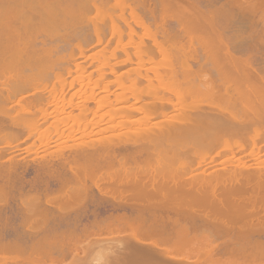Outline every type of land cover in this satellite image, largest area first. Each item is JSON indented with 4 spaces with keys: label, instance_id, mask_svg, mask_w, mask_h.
I'll return each mask as SVG.
<instances>
[{
    "label": "bare ground",
    "instance_id": "1",
    "mask_svg": "<svg viewBox=\"0 0 264 264\" xmlns=\"http://www.w3.org/2000/svg\"><path fill=\"white\" fill-rule=\"evenodd\" d=\"M111 1L123 22L96 0H0V191L11 188V177H20V203L10 213L29 239H6L11 230L0 225V254L13 253H3L0 264L42 263L94 244L104 250L114 239L124 247L118 243L114 250L120 252L112 250L110 257L106 247L107 264H133L136 255L148 264H196L191 254L198 252L215 256L211 264H264V0ZM72 2L79 12L84 4L83 13L98 7L110 25L83 16L94 33L88 26L83 37L80 27L83 42L68 45L69 52L66 43L77 29L62 51L55 33L45 36L41 25L56 11L69 15ZM140 8L150 13L155 30L146 26ZM158 11L162 21L176 18L183 26L173 31L158 23ZM226 14L246 16L249 32L228 27L221 19ZM107 28L118 36L112 57L127 54L110 71L115 79L102 53L111 41L109 35L104 44ZM142 36L152 41L146 44ZM91 38L105 45L96 79L77 62L78 54L92 56L85 47ZM156 55L166 70L148 67L155 75L144 73ZM130 63L133 70L121 73L119 67ZM12 68L15 76L6 72ZM76 83L82 88L72 91ZM77 119L84 122L70 124ZM59 144L54 155L43 154ZM32 147L37 157L21 156ZM74 208L92 218L83 224L84 214ZM5 211L0 206V220L12 215L3 216ZM187 252L191 258L181 256Z\"/></svg>",
    "mask_w": 264,
    "mask_h": 264
},
{
    "label": "rangeland",
    "instance_id": "2",
    "mask_svg": "<svg viewBox=\"0 0 264 264\" xmlns=\"http://www.w3.org/2000/svg\"><path fill=\"white\" fill-rule=\"evenodd\" d=\"M84 1H86V0H84ZM99 1V0H98ZM98 1L96 0V2H97V4H98ZM102 1V0H101ZM101 1H99V3L101 2ZM115 0H113V1H111V2H114ZM123 1H125V4H126V2L128 3V5L129 4H131L134 0H123ZM83 2V1H82ZM110 3V0H108V1H106V0H104L103 1V3H100V4H104V3ZM118 1H116V2H114V3H117ZM89 3V2H88ZM92 3V2H91ZM91 3H89V4H91ZM109 3H108V5H106V6H108L107 8H105L106 6L105 5H103V6H100L99 4H98V6L102 9V7H103V10H104V8H105V10H104V12H108L109 11V14L107 13V15H110L109 17H113L114 15H115V13L116 14H118V12H121V11H119V10H117V9H119V8H117L118 6H116V8H114V6H109ZM119 3H121L120 1H119ZM124 3V2H123ZM122 3V4H123ZM72 4V10H70V13H69V15L67 14V12H65V14H62V13H58V11H56V13H55V15L54 16H52V17H49V19L47 18V21H46V23H45V20H44V22H42V24L43 23H45L46 24V27H49V29L48 28H46L45 27V25H41V26H44L43 27V29L45 30L44 32H45V36H46V34L47 33H49L50 34V32H53V33H55V34H53V33H51V34H53L52 36H54L55 37V39H54V37H52L53 39H54V42L55 43H57V44H61L60 46V48H62V44L64 45L66 42L65 41H69V39H70V37H71V34H73V31L72 30H74L75 31V33H76V35L74 34V36L71 38V40L72 41H70V44H68L69 42H67L66 43V45H67V47H66V49H68V51L70 52V47L68 46V45H71V44H75V43H78L79 41H82L83 42V39L81 38L86 32V30H88V29H86V30H84L85 28H87L88 26L90 27V25H91V23H88L87 24V27L85 26V25H83V24H85L86 23V20H84L83 19V16H88V19H89V17L90 18H92V19H94V24H97V23H99V25L100 24H102V22H99L98 21V19L101 21V19L102 18H100V16L102 15L103 16V11L102 12H100L99 10V12L100 13H103V14H101V15H98V12H97V10L96 9H98V7L96 8V6H95V8L92 6V8L91 9H89V8H87L88 9V11L89 12H82L81 11V9L83 8V11H87L86 10V7H84V4H82V3H80V5L81 6H83L82 8L80 7V5H78L79 7L78 8H80V12H82L81 13V15H79V9H77V5L74 3V2H72L71 3ZM127 5V4H126ZM125 5V6H126ZM127 5V6H128ZM90 6V5H89ZM89 6H87V7H89ZM119 6H120V4H119ZM111 7H113V8H111ZM84 8H85V10H84ZM99 8V9H100ZM126 8H128V7H126ZM115 9H116V11L117 12H115ZM73 10H75L74 12H73ZM127 9H125V16H126V18H130V19H127L128 21L129 20H131V21H129L130 23L132 22V23H135L134 22V20L132 19V15H131V11L128 9L127 11H126ZM158 10H159V8H158ZM168 11H171V10H169V9H167ZM173 10V9H172ZM71 11L75 14V12L77 11V12H79V13H77V15L75 14V16L74 15H72L73 16V19H71V21L70 20H63V18L65 19V15L67 14L68 16H69V18H67V19H70V14H73V13H71ZM60 12V11H59ZM69 12V11H68ZM111 12V13H110ZM137 12L140 14V16L142 17V18H144L145 20V22L147 23L146 24V26L148 25L149 26V28H151L152 30L154 29L155 30V24H154V20H153V18L152 17H150V13L149 12H146L145 10H144V8H140L139 10H137ZM173 12V11H172ZM171 12V13H172ZM64 13V12H63ZM156 13H158V14H156V21L158 20V23H163V21H164V18H163V21H162V19H160L161 18V16L159 15V14H161V12L160 11H158V12H156ZM167 13V12H166ZM170 13V12H169ZM168 13V14H169ZM171 13H170V16H168V17H171ZM84 14V15H83ZM106 14V13H105ZM111 14H114V15H111ZM38 15H39V13H38V11H36V12H34V16L36 17V18H38ZM67 15H66V17H67ZM158 15V16H157ZM166 15V14H165ZM225 15V14H224ZM227 15V14H226ZM64 16V17H63ZM71 16V17H72ZM99 16V17H98ZM104 16H106V15H104ZM103 16V17H104ZM117 16V18L119 17V15H115V17ZM160 16V18H158ZM173 16V15H172ZM109 17H107L106 16V18L108 19ZM115 17H113V18H115ZM232 17V16H231ZM231 17L229 16V14L227 15V16H223L222 15V17H221V19L225 22V24L226 25H228V27H231V28H234V29H236V28H240L241 27V29H240V32L242 33L243 31L246 33V28H248L249 26H247V25H250V22H248L249 20H247L248 18L246 17V16H242V15H238L237 17H232V19H231ZM84 18H86V17H84ZM117 18H115V19H117ZM167 18V16L165 17V19ZM87 19V18H86ZM92 19H91V21H92ZM103 19H105V17L103 18ZM102 19V20H103ZM106 19V20H107ZM119 19V18H118ZM176 19V18H175ZM174 18H168L167 20H165L164 22L165 23H163V24H165L167 27H169L171 30H176V29H178V31L180 30L179 28L181 27V26H183L182 24H180L177 20H175ZM0 20H1V18H0ZM4 20V19H3ZM73 20V21H72ZM75 20V21H74ZM120 21H122L123 22V20H121V19H119ZM118 20V21H119ZM133 20V21H132ZM20 21V20H19ZM82 21H85V23H83ZM88 21V20H87ZM90 21V20H89ZM90 21V22H91ZM96 21H98V22H96ZM104 21L105 20H103V23H104ZM110 20L108 19V22H109ZM119 21V23H121L122 24V22H120ZM186 22H184V21H182L183 22V24H186L187 23V20H185ZM190 21H192V20H190ZM189 21V22H190ZM194 21V20H193ZM193 21H192V23H193ZM70 22V23H69ZM74 22V23H73ZM82 22V23H81ZM106 22V21H105ZM108 22H106V24H107V26L108 25H110V23H108ZM181 22V23H182ZM188 22V24L187 25H189V24H191V25H193L192 23H189ZM249 24H248V23ZM72 23V24H71ZM195 23V22H194ZM74 24V25H73ZM78 26H76V25ZM93 23H92V25H91V27L94 25ZM105 24V25H106ZM132 25H134L135 26V24H132ZM196 25H198V24H196ZM262 25V24H261ZM75 26V27H74ZM85 26V27H84ZM102 26H103V24H102ZM122 26H123V24H122ZM124 31L125 30H127V31H125V33H124V35L126 36L127 35V33H128V31H129V28H127L128 26L124 23ZM260 26V24L258 25V27ZM80 27H84L83 28V34H82V28H80ZM90 27V29H91V33H94V26H93V30H92V28ZM103 27H106V26H103ZM136 30H138V33L140 32L141 33V35H143V29L140 27V26H137V24H136ZM140 27V28H139ZM262 27V26H261ZM126 28V29H125ZM242 28L244 29L243 31H241L242 30ZM260 28V27H259ZM50 29H51V31H50ZM72 29V30H71ZM105 29V28H104ZM47 30V31H46ZM107 30V36H106V41H104V44L106 45V42L108 41L109 42V40L107 39V38H109V35H110V33H109V28H107L106 29ZM249 28H248V32H249ZM262 30V29H261ZM71 31H72V33H71ZM93 31V32H92ZM47 32V33H46ZM127 32V33H126ZM243 32V33H244ZM248 32H247V34H248ZM250 32H252V31H250ZM253 32H256L257 34H259V35H261L262 34V31H260V29H259V33H258V30H256V31H253ZM252 32V33H253ZM264 32V31H263ZM88 33V35H89V33H90V31L89 32H87ZM244 33V34H245ZM255 33V34H256ZM81 34H82V36H81ZM43 35V37H45ZM48 35V34H47ZM85 35H87V34H85ZM246 35V34H245ZM258 35V36H259ZM49 36V35H48ZM51 36V35H50ZM93 36V34H91V37ZM144 36V35H143ZM142 36V37H143ZM40 38H42V35L41 36H39ZM84 37V36H83ZM111 37H113V38H111ZM144 37H146V36H144ZM143 37V41H145V43L146 44H149L152 40H149V39H145ZM262 37H263V35H262ZM128 38V35L124 38L125 39V41H126V39ZM139 38V40L141 39L142 40V38H140V37H138ZM137 38V39H138ZM264 38V37H263ZM93 38H91V40H92ZM110 39H111V41L109 42V46H106L107 47V51H105L106 53H104V52H102L103 54H104V58H108L109 57V59L111 60V62H110V65L107 67V69L106 70H108L107 72H110L111 71V69H112V67H114V66H116L115 65V61L117 60V59H124V58H127V54L126 53H124V52H121V51H118V52H120L119 53V55L117 54V56H115V58L114 57H112L113 55H112V51H113V49L117 46V42H118V36H111L110 35ZM136 39V40H137ZM90 40V43L86 46L85 45V47H87V49H88V51L86 50V53L87 54H89V55H92V56H90V58L89 57H87L88 59L86 60L85 58L86 57H84V56H81V57H79V54L77 55L78 56V60H77V62H79L80 63V61H83V63L81 62L80 63V65L81 64H83V66L86 68L85 69V74L88 76V74H89V77H90V75H92L91 77H95L94 79H96L97 77H98V74H99V69H100V60L103 58V54L100 52V49L102 48V45H104V44H102V45H100V44H97L96 42H95V39H93L92 41ZM128 40V39H127ZM148 41V42H147ZM238 41H239V39H238ZM65 42V43H64ZM72 42V43H71ZM108 42H107V45H108ZM104 45V46H105ZM103 46V47H104ZM129 47H131V46H128V48ZM130 49H132V52H130L129 51V49H128V52H130L131 54V56L133 57L134 55H133V51H134V49H133V47H131ZM200 49V48H199ZM260 49V48H259ZM112 50V51H111ZM243 50V49H242ZM62 51H65V48H62ZM62 51H60V49H59V54L60 55H62ZM263 51V49L261 48L260 49V51L258 52L257 51V49H256V52L254 51V54L255 53H257V55H256V57L257 56H261V52ZM61 52V53H60ZM117 52V53H118ZM241 53L243 54V53H245L244 51H241ZM66 54H67V52H66ZM77 54V53H76ZM259 54V55H258ZM106 55H107V57H106ZM111 55V56H110ZM135 57V56H134ZM156 59H157V61H155V62H153V63H148L147 64V67L145 68V69H143V72L144 73H148V72H151L150 71V69L149 68H151V67H155V68H158L159 70H161V71H165L166 69H165V67H163L162 65H161V62H160V59H162L161 58V56H159V55H156ZM115 59L114 61H113V59ZM84 59H85V61H84ZM113 61V62H112ZM86 66H88L89 67V69L91 70V71H93V72H90V70L89 69H87V67ZM136 65L134 64V63H130V64H124V65H122V66H120L119 67V70L121 71V73H126L127 74V70H133V68L135 67ZM149 67V68H148ZM16 69V68H15ZM8 71H10V72H8V71H6L7 73H8V75H11L12 76V74L11 73H13V76H15L14 75V73L16 72V70H14V68H12V69H7ZM13 70H14V72H13ZM104 70V69H103ZM86 71H89V72H86ZM119 71V72H120ZM10 73V74H9ZM78 74H79V71L77 72ZM77 73L75 72V74L73 73V75H71V76H68L67 77V81H71L73 78H74V75L76 76L77 75ZM92 73V74H91ZM94 73L96 74V75H94ZM152 73V75L154 76L155 75V73L154 72H151ZM85 74H83V75H85ZM85 75V76H86ZM108 75H110V78H112V79H115V76L110 72V74H108ZM125 75V74H124ZM97 76V77H96ZM42 79V78H41ZM45 80V79H44ZM44 80H42V82L44 81ZM41 82V81H40ZM45 82H47V81H45ZM45 82H43V83H45ZM81 86L78 84V83H76V87H74V89H72V91L73 90H76V89H79ZM82 88V87H81ZM119 88V86L117 85V84H115L114 86H113V89H118ZM69 96V95H68ZM73 109H75V110H77L76 108H73ZM77 112V111H76ZM74 124H73V123ZM82 123V122H84V120H76V122H74L73 120H71V122H70V124L72 123L75 127H76V125L77 124H75V123ZM72 125V126H73ZM9 142H10V140H8ZM6 142V141H5ZM17 143V142H16ZM19 143V142H18ZM5 144V143H4ZM7 144V143H6ZM24 144V143H23ZM67 144V143H66ZM65 144V145H66ZM61 144H59L58 146H60ZM64 145V144H63ZM63 145H61V146H63ZM24 147L25 146H30V142L29 143H25L24 145H23ZM57 145L56 146H53L51 149H49L48 151H46V152H44L43 154H50V155H54V152H56V150L54 151V149H56L57 148V150H59V148H61V146L60 147H58ZM55 147V148H54ZM54 148V149H53ZM28 149H26V150H24L22 153L23 154H21V156H31V157H37L38 156V152H37V150L38 149H36L35 147H32V149H31V151L30 152H26ZM18 152H20V151H18ZM17 152V153H18ZM20 155V154H19ZM48 155H46V156H48ZM49 155V156H50ZM34 174L33 173H30L29 175H28V178H32V176H33ZM12 179H11V188H7V189H5V190H2V191H0V192H3V193H1L0 194V206L1 207H5V209H6V211H5V213H4V215L3 216H7V217H9L10 216V218L9 219H6L5 218V220H4V218H2L1 220H4V222L3 221H1L0 220V225H3V226H9L8 228H9V230H11V231H9V232H6L5 233V238L6 237H8V238H6V239H12L13 238V240H16V238H19L20 240H22V241H26L27 239H28V237H25L24 236V234H21L22 232H20V228L22 227L23 228V226H21L20 225V223H21V221H20V219L19 218H16V216H14L12 213H10L13 209L15 210L16 209V205L17 204H19L20 203V199H18V197L19 196H17V195H15V194H17V190H18V187H19V185H20V177L19 176H13V177H11ZM14 195H15V197H14ZM16 196H17V199H15L16 198ZM73 203V202H72ZM2 204H3V206H2ZM5 204V205H4ZM74 205V204H73ZM78 205L79 204H76L75 206H73V207H76V208H80V206H81V204L79 205V207H78ZM89 206V208H88V210L90 211V208H94L91 204H89L88 205ZM92 206V207H91ZM11 207V208H10ZM9 208V209H8ZM10 209H12V210H10ZM82 209V211H83V208H80V210ZM10 210V211H9ZM74 210L76 211V212H80V210H76L75 208H74ZM73 209H72V211L73 212H75ZM4 211V210H3ZM72 211H70L71 213H73ZM9 214H12V215H9ZM80 213H83V212H80ZM84 213H86V212H84ZM83 213V214H84ZM9 215V216H8ZM73 216H74V214H73ZM73 216H71L72 218H73ZM84 216V217H83ZM81 218L83 219H81L82 221V223L83 224H85L84 222H86V223H88L89 221L88 220H90L91 218L89 217V215H87L89 218H85V217H87V216H85V214L83 215ZM15 217V218H14ZM71 217H69V218H71ZM71 218V219H72ZM79 218H80V216H79ZM68 219V218H67ZM87 219V220H86ZM64 220V219H63ZM73 220H74V218H73ZM80 221V220H79ZM65 222H67V221H65L64 220V224H65ZM70 222L71 223H74V222H76L77 223V221H76V219H75V221L74 222H72L71 220H70ZM80 222V223H81ZM71 223L70 224H68V225H71ZM80 223H78V224H80ZM62 223L60 222V225H61ZM63 224V225H64ZM75 224V223H74ZM73 225V224H72ZM82 225V224H81ZM11 226V227H10ZM15 227L16 229V231H15V234L13 233L14 232V230L13 229H11L12 227ZM17 226L19 227L18 229H19V231H18V229H17ZM62 226V225H61ZM65 226V225H64ZM64 226H62L63 228H64ZM66 227H68L67 225H66ZM13 230V231H12ZM19 233H18V232ZM17 232V233H16ZM6 234H9V235H6ZM20 234L22 235V236H20ZM15 236H16V238H15ZM23 237H25V238H23ZM15 238V239H14ZM75 237H73V239H74ZM80 238V237H79ZM82 239H80L81 241H83V243L85 242V238H83V237H81ZM19 239H17V241L19 240ZM24 239V240H23ZM37 239V238H36ZM76 239V238H75ZM19 240V241H20ZM31 240V239H30ZM115 240V241H114ZM113 241H111V243H109V244H107V245H109L110 247H109V249H108V246L106 245V247H107V249L106 250H110V248H111V250L109 251V254H108V256L110 255V252L112 251V250H114V249H116L117 248V245H119L121 242H118V241H116V239H114ZM27 241H29V239L27 240ZM87 241V240H86ZM77 245H75V246H77V248H78V245H79V241L77 240ZM110 242V241H109ZM82 242H80V245H83V244H81ZM86 243V242H85ZM119 243V244H118ZM87 244V243H86ZM99 245V246H98ZM120 245H122V243L120 244ZM119 245V246H120ZM84 246V245H83ZM118 246V247H119ZM82 247V246H81ZM81 247L79 248L80 249V251L78 250V249H75L74 247H73V249H75V251L77 250L78 251V253L76 254L75 253V251L73 250L72 252H74L75 254H70V253H72L71 251H68V252H70L69 253V255L67 256V254L66 255H62V254H58L57 253V255H56V257L59 255V260H58V257H57V259H56V257H54V258H52V259H49V260H47V259H44V260H46V261H41L42 263H40V262H38L39 264H83L84 262H85V264H107L106 262H107V260H108V257H107V255H105L106 253H104L106 250H105V248H104V250H103V246H101L100 244H94V246L92 247V248H90V249H83V248H85V247H83L82 248V250H81ZM87 248H88V246H87ZM120 248V247H119ZM118 248V249H119ZM83 250H86V252L84 251L83 252ZM120 250V249H119ZM115 251L114 253L116 254V252L118 253V252H120V251ZM202 251V250H201ZM3 253H4V251H2ZM9 252V251H8ZM8 252H7V254L6 253H4L5 255H6V257H7V255H9V257H10V254H8ZM0 254V256H3L4 254ZM114 253L112 254V252H111V255L113 256L114 255ZM198 253H200V255L199 254H197V255H199V256H195L194 257V255H195V253L192 255L191 253H189L188 254V252L187 253H183V254H181V256H183V257H186V255L187 256H189L190 254H191V256H193L192 257V261H193V263L195 262L196 264H197V262H198V264H211L212 263V261H215L213 258L215 257H213V258H209V256H208V254L207 253H202V255H201V252H198ZM207 254V256H206V258H204V259H202L203 257H205V255ZM13 255V253L11 254V256ZM136 255V254H135ZM204 255V256H203ZM221 255V254H220ZM55 256V255H54ZM115 256V255H114ZM110 257V256H109ZM190 257V256H189ZM198 257V258H197ZM220 257V256H219ZM62 258V259H61ZM64 258V259H63ZM112 258V257H111ZM143 258V257H142ZM141 258V256H139V255H136L135 257L133 256V260L131 259V261H132V263L133 264H148L149 262H148V260L147 259H142ZM191 258V257H190ZM220 258H222V255H221V257ZM84 259H87V262H86V260L84 261ZM105 259H107V260H105ZM110 259V258H109ZM113 259H114V257H113ZM197 259V260H196ZM213 259V260H212ZM216 259V258H215ZM52 260V261H51ZM56 260V261H55ZM212 260V261H211ZM54 261V262H53ZM103 261H105V263L103 262ZM151 263H153L154 264V262H153V259L152 260H149ZM51 262V263H50ZM108 262H111L112 264L113 263H115V261L113 262V260L111 261V260H109ZM183 262V261H182ZM208 262H211V263H208ZM38 263H36V264H38ZM184 263H186V261H184ZM189 263V262H188ZM110 264V263H109ZM116 264V263H115Z\"/></svg>",
    "mask_w": 264,
    "mask_h": 264
},
{
    "label": "clouds",
    "instance_id": "3",
    "mask_svg": "<svg viewBox=\"0 0 264 264\" xmlns=\"http://www.w3.org/2000/svg\"><path fill=\"white\" fill-rule=\"evenodd\" d=\"M123 247H124V246H123V245H121V250L123 249Z\"/></svg>",
    "mask_w": 264,
    "mask_h": 264
}]
</instances>
